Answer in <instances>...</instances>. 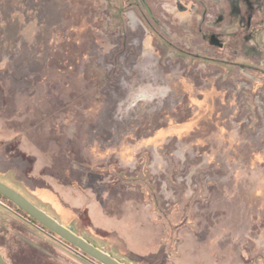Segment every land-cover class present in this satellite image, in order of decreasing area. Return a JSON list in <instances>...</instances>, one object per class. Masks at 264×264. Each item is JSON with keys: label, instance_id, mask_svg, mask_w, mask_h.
Masks as SVG:
<instances>
[{"label": "rangeland", "instance_id": "obj_1", "mask_svg": "<svg viewBox=\"0 0 264 264\" xmlns=\"http://www.w3.org/2000/svg\"><path fill=\"white\" fill-rule=\"evenodd\" d=\"M0 181L123 264H264V0H0ZM0 206V264H93Z\"/></svg>", "mask_w": 264, "mask_h": 264}, {"label": "water", "instance_id": "obj_2", "mask_svg": "<svg viewBox=\"0 0 264 264\" xmlns=\"http://www.w3.org/2000/svg\"><path fill=\"white\" fill-rule=\"evenodd\" d=\"M0 196L11 202L43 228L73 246L98 264H123L60 224L56 219L38 208L25 196L1 181Z\"/></svg>", "mask_w": 264, "mask_h": 264}, {"label": "crops", "instance_id": "obj_3", "mask_svg": "<svg viewBox=\"0 0 264 264\" xmlns=\"http://www.w3.org/2000/svg\"><path fill=\"white\" fill-rule=\"evenodd\" d=\"M11 215H13L12 213H9L8 211H6V210H4L1 206H0V221L2 222V221H4V220H7V221H10V222H14V221H12V219H11ZM14 216V215H13ZM18 219V218H17ZM14 223H16L17 224V228L19 229V226H20V224H18V222H14ZM25 224V223H24ZM26 225V224H25ZM9 228L10 229V227H7L6 225H4V224H2V226L0 225V237H2L3 238V235H5V232H3V230L4 229H2V228ZM25 227H27V226H25ZM8 229V230H9ZM9 232H11L10 234H14V235H16V233L17 232H13V231H11V229L9 230ZM8 235L7 236V240L8 241H10L11 240V237H12V235ZM18 235V234H17ZM1 238V239H2ZM19 238H20V236H19ZM21 241V240H20ZM3 243H1L0 244V252H2V253H6L5 252V250L3 249ZM7 259V258H6ZM9 264V263H8Z\"/></svg>", "mask_w": 264, "mask_h": 264}, {"label": "trees", "instance_id": "obj_4", "mask_svg": "<svg viewBox=\"0 0 264 264\" xmlns=\"http://www.w3.org/2000/svg\"><path fill=\"white\" fill-rule=\"evenodd\" d=\"M0 198L3 199V197L0 196ZM13 207L15 208V211H17L18 213H21L25 218H27L29 221H31L33 224H35L36 226H38L39 228H41L42 230H44L45 232H47L48 234L56 237L63 245H65L66 247H68L69 249H71L72 251H74L76 254L80 255L81 257H83L84 259H86L87 261L93 263V264H98L97 262L93 261L91 258H89L88 256H86L85 254H83L82 252H79L77 249H75L73 246L69 245L68 243L62 241L60 238H58L56 235H54L53 233H51L50 231L46 230L45 228H43L41 225H39L38 223H36L34 220H32L28 215H26L25 213H23L21 210H19L17 207H15L13 205Z\"/></svg>", "mask_w": 264, "mask_h": 264}]
</instances>
